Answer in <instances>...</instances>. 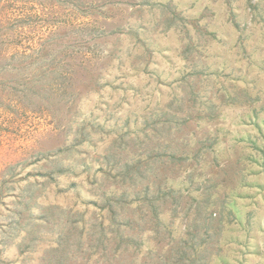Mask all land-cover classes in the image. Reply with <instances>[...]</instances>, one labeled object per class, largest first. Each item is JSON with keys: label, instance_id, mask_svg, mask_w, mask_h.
Listing matches in <instances>:
<instances>
[{"label": "rangeland", "instance_id": "rangeland-1", "mask_svg": "<svg viewBox=\"0 0 264 264\" xmlns=\"http://www.w3.org/2000/svg\"><path fill=\"white\" fill-rule=\"evenodd\" d=\"M0 264H264V0H0Z\"/></svg>", "mask_w": 264, "mask_h": 264}]
</instances>
